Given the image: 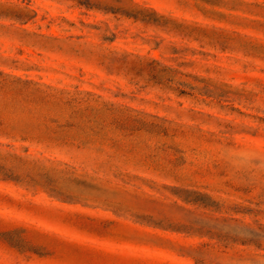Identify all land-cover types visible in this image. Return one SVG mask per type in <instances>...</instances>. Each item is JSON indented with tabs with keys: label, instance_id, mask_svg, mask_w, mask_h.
<instances>
[{
	"label": "rangeland",
	"instance_id": "obj_1",
	"mask_svg": "<svg viewBox=\"0 0 264 264\" xmlns=\"http://www.w3.org/2000/svg\"><path fill=\"white\" fill-rule=\"evenodd\" d=\"M0 264H264V0H0Z\"/></svg>",
	"mask_w": 264,
	"mask_h": 264
}]
</instances>
